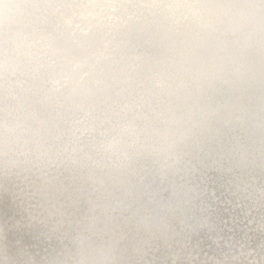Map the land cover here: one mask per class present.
Listing matches in <instances>:
<instances>
[{"label":"clouds","instance_id":"1","mask_svg":"<svg viewBox=\"0 0 264 264\" xmlns=\"http://www.w3.org/2000/svg\"><path fill=\"white\" fill-rule=\"evenodd\" d=\"M0 264H264V0H0Z\"/></svg>","mask_w":264,"mask_h":264}]
</instances>
